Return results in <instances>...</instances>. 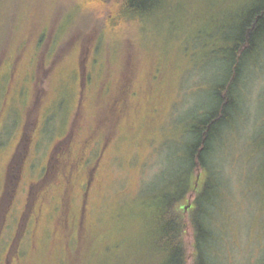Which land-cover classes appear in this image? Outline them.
I'll return each mask as SVG.
<instances>
[{
	"label": "rangeland",
	"instance_id": "rangeland-1",
	"mask_svg": "<svg viewBox=\"0 0 264 264\" xmlns=\"http://www.w3.org/2000/svg\"><path fill=\"white\" fill-rule=\"evenodd\" d=\"M80 1L0 0V264H169L161 212L177 220L170 200L187 171L191 128L219 105L257 0H163L152 20L93 44ZM154 88L161 110L146 130L144 96ZM236 99L206 167L186 175L194 187L199 172V194L207 180L212 187L196 216L211 231L206 260L264 264V43L243 62ZM138 102L135 127L119 121ZM104 137L114 141L85 207L92 232L79 234L81 186ZM71 175L64 237L57 216ZM189 197L194 189L180 200ZM199 257L187 264H204Z\"/></svg>",
	"mask_w": 264,
	"mask_h": 264
},
{
	"label": "trees",
	"instance_id": "trees-1",
	"mask_svg": "<svg viewBox=\"0 0 264 264\" xmlns=\"http://www.w3.org/2000/svg\"><path fill=\"white\" fill-rule=\"evenodd\" d=\"M162 1L163 0H81V7L79 9L83 11L81 20L84 19L85 23L88 24L87 26H89L87 32L92 34L93 44L96 39L103 36L107 38L115 37L116 34L121 36L126 28L132 27L135 24L142 25L147 23L148 20H152L163 7ZM87 37L88 39L84 38V42L86 41L85 43L89 45L91 37ZM235 41L232 49L230 72L224 77V81L217 87V93L220 96L219 105L204 113L201 119L191 128L194 138L188 143L187 171L185 172V177H178L183 183L177 185L180 193H177L170 200L171 210L177 220H171L168 211L164 210L161 212L160 223L161 227L164 229V234L160 239V243L165 245L169 250V264H187L190 257L194 258V256L197 255H200L199 260L202 263L210 264L205 258V241L211 237V231H209L207 226L204 227L201 226V224L199 226L196 223V216L200 219L203 212V200L209 199V193L212 188L209 181L207 180L204 183V193L196 196L194 203L196 202L197 205L195 208H192L190 201L182 202L180 199L192 192L193 189L194 191L198 189V183L200 182L199 169L206 167L210 148L220 135L221 127L233 118L232 112L238 105L236 99V86L242 64L250 54L259 49L264 43V0H257V2L252 5L249 13L241 23L240 32ZM83 60L85 59L83 58ZM124 88L121 87V91H123ZM194 170H198L199 172L197 173L195 186L192 187L188 182V175L186 174L192 173ZM48 176L49 174L47 173L45 179H47ZM73 176L74 175H71L68 178V188H66V186L64 188V204L62 205L61 203V210L58 216L65 217L69 211L68 206L73 189L72 187L76 183V177L73 179ZM12 195L13 189L11 190V197L6 198L7 195L5 194L4 200H7V205L10 204ZM187 206L189 209H186ZM33 208V202L29 200L22 217L23 223L19 229V236L23 234L25 229V227L23 228L24 220L32 213ZM190 227L193 229L191 238L188 237ZM16 248L17 242L13 245L11 255ZM48 260L49 262L52 261V259ZM31 264H33L32 261Z\"/></svg>",
	"mask_w": 264,
	"mask_h": 264
},
{
	"label": "flooded vegetation",
	"instance_id": "flooded-vegetation-1",
	"mask_svg": "<svg viewBox=\"0 0 264 264\" xmlns=\"http://www.w3.org/2000/svg\"><path fill=\"white\" fill-rule=\"evenodd\" d=\"M136 93V92H135ZM146 96H144V99H145V102L147 104V112L148 114L145 116L146 119H144V124H146V130L148 129H152L154 126H155V123H156V120H157V117H158V113L160 112L161 110V106H159V99H160V95L161 93L157 92L156 93V89H150L149 92H147L145 94ZM128 110L125 112V113H121L122 114V117L119 118V121L120 119H124L125 122L127 123H131L132 126L131 127H135V119H133V116H137L140 109L142 108V102H138L136 104H133V105H129L128 106ZM118 108H122L118 105ZM119 109V110H120ZM160 109V110H159ZM128 118H127V117ZM113 139L112 138H108L106 139V137L103 138V143L101 144V146L99 148H97V153H96V157L95 159H93L92 161V164H91V170H90V173L87 174V179H86V182H84L81 186V191H82V204H81V212L79 214V223H78V231H79V234L82 232H89L91 231L92 232V225H91V222H90V218L88 216V213H86L85 211V207L88 208V198H89V193L92 189V186L95 182V180L98 178L99 176V171H100V166L102 164V161L103 159L105 158L106 156V152H107V149L108 147L113 143ZM198 189L195 190L196 192V196L199 194L198 192ZM190 201L191 205L192 203H194V201H191V197H189V199H187V202ZM64 204V199L62 200V205ZM70 208H71V205H70V201H69V206H68V209L69 211L67 212V215L64 217V218H60L58 216V223L60 226L63 225L64 223V229H62V233L65 235L66 232L68 234H70V229L73 227V224H70L71 220H70ZM186 209H189L188 206ZM61 221V223H60ZM58 225V226H59ZM60 228V227H59Z\"/></svg>",
	"mask_w": 264,
	"mask_h": 264
}]
</instances>
